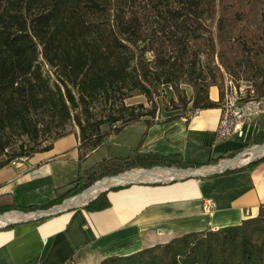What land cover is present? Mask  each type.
<instances>
[{"label":"trees","instance_id":"trees-1","mask_svg":"<svg viewBox=\"0 0 264 264\" xmlns=\"http://www.w3.org/2000/svg\"><path fill=\"white\" fill-rule=\"evenodd\" d=\"M257 14L260 29L249 33L247 17ZM216 56L226 71L240 64L251 68L254 75L246 78L253 81L254 95L264 96L261 0H0V156L7 153L10 141L3 134L11 123L19 122L22 133L33 140L41 136L37 125L31 127L27 122V115L48 102L57 108L62 122L74 112L80 126L81 159L129 123L146 118V113L132 107L127 113L92 120L90 108L101 96L106 103L113 94L124 98L133 91L151 98L159 84L178 86L184 79L194 90L192 111L221 107L223 84L219 100L209 94L212 85H219L214 70H219L222 80L224 77L220 65H213ZM44 63L51 68L45 70ZM190 101L183 98L185 108ZM148 113L150 118L155 116L154 109ZM179 114L187 121L191 117L187 110ZM144 120L146 125L156 123ZM104 123L112 127L103 130ZM67 133L57 131L49 143L39 147L22 144L0 159V167L16 157L52 148L54 139ZM144 137L145 132L125 166L99 173L101 164L95 163L80 170L74 185L49 202L5 209L49 208L81 192L90 176L115 174L133 166L201 167L216 164L224 156L201 163L175 152L146 153L139 149ZM258 142H264V130L246 145ZM262 160L264 155L224 172L252 168ZM125 186L128 183L102 191L84 207L99 210L110 206L108 192ZM260 204L256 215L239 223L189 230L129 254L106 256L98 264H264V203Z\"/></svg>","mask_w":264,"mask_h":264},{"label":"crops","instance_id":"crops-1","mask_svg":"<svg viewBox=\"0 0 264 264\" xmlns=\"http://www.w3.org/2000/svg\"><path fill=\"white\" fill-rule=\"evenodd\" d=\"M209 94L219 100V87L212 85ZM220 108H201L189 121L179 114L152 125L129 123L121 132L139 127L138 143L145 132L142 152H175L205 163L264 130V112L245 117L242 136L226 130ZM245 136L242 142L239 138ZM87 157H80L75 130L54 139L48 150L1 166L0 211L9 205H42L64 194L80 170L88 169L84 167ZM223 173L161 182L150 179L172 176L140 177L145 180L110 190L111 205L104 209L77 206L1 226L0 264H98L106 256L129 254L189 230L217 228L256 215L264 203V160L252 168L232 170L230 175ZM208 198L216 205L209 207ZM16 209L10 211L24 216Z\"/></svg>","mask_w":264,"mask_h":264},{"label":"rangeland","instance_id":"rangeland-1","mask_svg":"<svg viewBox=\"0 0 264 264\" xmlns=\"http://www.w3.org/2000/svg\"><path fill=\"white\" fill-rule=\"evenodd\" d=\"M261 2L264 5V0H261ZM244 23L245 22L243 21L241 24H244ZM246 24L248 25L247 32L249 33L257 32L260 29V25H261L260 16L258 14L256 16H248ZM203 62H204V59L202 58V63ZM215 64L220 65L221 71H223V75H224L223 80H222L219 70L217 68L214 70V72L217 75V82L219 83V85L217 86L219 87V89L221 88L220 84L222 83L223 84L222 87L224 90L226 89L227 85L229 86L236 85L238 88L241 87L247 93L250 88L249 91L253 90V93L255 94V91L253 88V81L246 78L247 75H250V76L254 75L253 70L251 68L246 67L243 64H240L226 71V69L223 68V66H221V64L219 63V59L217 56L215 57V60L213 62V65ZM50 68H51L50 65L44 63L45 70H48ZM177 85L178 86L176 85L171 86L165 83H161L158 85L157 89L154 90L151 98L147 95L144 96L143 93H140L138 91H133L131 92V94L129 93V95L125 96L124 98L121 97L120 93L113 94L112 99L108 101V103H106L101 96L98 100H96L92 104L90 108L91 113H92V120L96 118H100V117H107L109 114L118 115L120 114V112L127 113L129 109L132 107L135 108L136 110L143 111V113H146L144 117H146L147 119H153L155 122H159L160 120L165 119L171 115L179 114L182 112L186 113V110H187V114L193 115L194 113H196L195 111L197 109H200V108H196L193 111L190 109L191 107L190 99L194 95L193 87L191 86L190 83H188L184 79H181V81L178 82ZM183 98L190 101L188 102L186 108L184 107V104H183ZM223 98H224V95H223ZM223 98L221 100V108L223 107L222 105ZM152 109L155 110V116L153 118H150L151 114L148 113V111ZM222 112H224V110H222ZM73 113H72L71 118H69L65 122H62L61 114L58 112L57 108H55L53 103H49V102L31 111V113L27 115L28 116L27 122L30 124L31 127H33V125H37V127L40 129L41 136L38 137L37 140H33L31 136L27 134H23L21 125L19 124V122L11 123V126H9V128L6 129V131L3 134V137L10 141L9 146L6 148L7 153L1 155L0 159H5L9 157L10 154L19 150L22 144H24L25 146L35 145L36 147L37 146L39 147L41 143L43 144L49 143L50 140L53 139V136L56 134L57 131H65L69 133L71 131L76 130L78 132V135L80 136V128H79L80 126L77 123L76 119L74 118ZM81 117L83 116L81 115ZM146 118H143L141 120L143 122H140V120H138L132 123H145L144 119ZM111 127H112L111 123H104L101 126L103 130L104 129L109 130ZM138 130H139V127L137 126H129L123 132H120L119 134H116L115 136L114 135L109 136L105 140V142H103L94 152H92V154L90 153V155L87 157L86 161L84 162V167L89 168L95 163L99 162L102 167L99 171V173H101L104 171L112 172L116 170L117 168H120V166H123V165L125 166L126 165L125 160H129L128 157L132 155L131 153L133 152V150L138 144V136H139ZM246 138L247 137L245 136L239 139H241L243 142L246 140ZM259 143H263V142L249 143V145H246L245 143V144H242L232 149L231 151L230 150L226 151V153H224V156L221 159H219L217 163H219L222 160H226V159L230 160L238 155L245 156L250 152L251 150L249 149L250 146L254 144L257 145ZM79 144H80V140H79ZM243 145H246V146L243 147ZM263 155L264 153L259 154V156L255 157V159L260 158ZM214 164L215 163H208V164L205 163L202 165L207 166V165H214ZM155 166H160V165H155ZM155 166H152V167H155ZM172 166H177V165H172ZM137 167L138 168L141 167V169L152 168L148 166L147 167L133 166L131 168L124 169L120 172H126L128 170H132L133 168H137ZM177 167H182V166H177ZM120 172L115 173V174H112V173L105 174L102 176L96 175L95 177L90 176L89 179L87 177L86 180L88 182L89 181L95 182L96 180H100V179H103L104 177L116 175V174H119ZM231 172H226V173L224 172L223 175L225 176L230 175ZM73 185L74 184L72 183L70 186H73ZM74 195L67 196L65 199L67 198L69 199ZM16 210H22V209H16ZM30 211H33V210H30ZM7 212H10V210L9 211L3 210L1 211L0 214H5ZM24 212H28V211L25 210Z\"/></svg>","mask_w":264,"mask_h":264},{"label":"bare ground","instance_id":"bare-ground-1","mask_svg":"<svg viewBox=\"0 0 264 264\" xmlns=\"http://www.w3.org/2000/svg\"><path fill=\"white\" fill-rule=\"evenodd\" d=\"M264 153V145H255L251 148L250 152L247 155H238L232 159L222 160L219 163L214 165H207L198 168L197 171H207L210 169H222L226 165H238L248 160L259 156V154ZM189 169H178L172 167H155L153 169H141L140 168H133L132 170H128L118 175H112L108 177H104L102 180L97 181L92 186H90L87 190L83 193L76 195L75 197H71L66 201L65 205H73V204H81L84 200L88 199L89 197L97 194L101 189L105 188L109 184L119 183L120 181L123 182L128 179L140 178V177H149V178H160L163 176H174V175H184L189 173ZM21 214L17 211H10L0 216V224H5L7 221L15 220L20 217Z\"/></svg>","mask_w":264,"mask_h":264},{"label":"built area","instance_id":"built-area-1","mask_svg":"<svg viewBox=\"0 0 264 264\" xmlns=\"http://www.w3.org/2000/svg\"><path fill=\"white\" fill-rule=\"evenodd\" d=\"M222 105L221 109L224 110L222 121L225 129L242 136L244 133L243 124L245 117L254 112H264V96L257 97L254 95L253 90L247 93L241 87L227 85L224 90ZM198 110L200 109H197L195 112H198ZM26 158L27 156L16 157L11 162L17 163ZM206 202L209 207L216 205L212 198H208Z\"/></svg>","mask_w":264,"mask_h":264},{"label":"water","instance_id":"water-1","mask_svg":"<svg viewBox=\"0 0 264 264\" xmlns=\"http://www.w3.org/2000/svg\"><path fill=\"white\" fill-rule=\"evenodd\" d=\"M256 144L252 145L249 147V149H251L253 146H255ZM257 145H264V142L263 143H259ZM256 145V146H257ZM255 158H252L250 160H248L247 162H244V163H241V164H238V165H226L224 168L222 169H210V170H207V171H204V172H199L197 171L198 168L200 167H187V168H183V167H177V166H155V167H172V168H178V169H189L190 172L189 173H186L184 175H174L172 177H167V178H160V179H150V180H154V182H161L162 181H170V180H175V179H179V178H184V177H189V176H204V175H209V174H214V173H219V172H223L225 171L226 169L228 168H236V167H241V166H244L245 164H247L248 162L254 160ZM155 167H152V168H148V169H153ZM202 167V166H201ZM123 172H120L119 174H121ZM118 175V174H116ZM102 180V179H100ZM145 179H140V178H134V179H130L128 181H124V182H119V183H113V184H109L107 185L105 188L101 189L97 194L89 197L88 199L84 200V202H82L81 204H73V205H65L66 201H68L67 199H65L62 203H59V204H55L49 208H44V209H36V210H33V211H28V212H24V211H20L22 213H24V216H20L18 217V219H15V220H10V221H7L5 224H0V227L1 226H6L8 224H11L12 223H15V222H20V221H27V220H31V219H38V218H42V217H45L47 215H50L52 213H57V212H60V211H63V210H66V209H71V208H74V207H77V206H84L86 205L90 200L94 199L95 197H97L96 195H98L99 193H101L102 191L104 190H107L113 186H118V185H125L126 183H131V182H143ZM97 181L99 180H96L95 182H87L84 184V189L75 194L74 196L72 197H75L76 195H79L81 193H83L85 190H87L90 186H92L94 183H96ZM149 182H152V181H149ZM70 199V198H69ZM3 215V214H0V216Z\"/></svg>","mask_w":264,"mask_h":264}]
</instances>
